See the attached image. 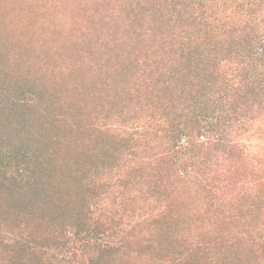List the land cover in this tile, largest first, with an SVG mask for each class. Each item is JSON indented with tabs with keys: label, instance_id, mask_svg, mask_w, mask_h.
<instances>
[{
	"label": "trees",
	"instance_id": "obj_1",
	"mask_svg": "<svg viewBox=\"0 0 264 264\" xmlns=\"http://www.w3.org/2000/svg\"><path fill=\"white\" fill-rule=\"evenodd\" d=\"M0 264H264V0H0Z\"/></svg>",
	"mask_w": 264,
	"mask_h": 264
},
{
	"label": "rangeland",
	"instance_id": "obj_2",
	"mask_svg": "<svg viewBox=\"0 0 264 264\" xmlns=\"http://www.w3.org/2000/svg\"><path fill=\"white\" fill-rule=\"evenodd\" d=\"M53 17L56 21H60V9L56 10V15H54ZM72 24H73L72 20H68V21L66 20V23H63V25L65 26L69 25L70 28L72 27Z\"/></svg>",
	"mask_w": 264,
	"mask_h": 264
}]
</instances>
